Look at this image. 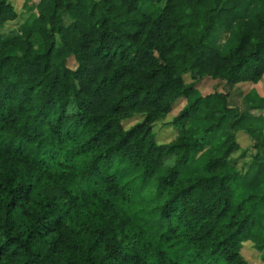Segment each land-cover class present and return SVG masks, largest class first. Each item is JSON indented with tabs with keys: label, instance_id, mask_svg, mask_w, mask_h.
Masks as SVG:
<instances>
[{
	"label": "trees",
	"instance_id": "obj_1",
	"mask_svg": "<svg viewBox=\"0 0 264 264\" xmlns=\"http://www.w3.org/2000/svg\"><path fill=\"white\" fill-rule=\"evenodd\" d=\"M30 6L0 33V264H264V98L196 88L264 76V0Z\"/></svg>",
	"mask_w": 264,
	"mask_h": 264
},
{
	"label": "rangeland",
	"instance_id": "obj_2",
	"mask_svg": "<svg viewBox=\"0 0 264 264\" xmlns=\"http://www.w3.org/2000/svg\"><path fill=\"white\" fill-rule=\"evenodd\" d=\"M10 2L12 3V5H14L15 10L18 12V19L14 22H11L10 24L5 25L1 30L0 33L2 34H7L9 32L12 31H17L19 30V27L23 24L24 20L27 17V12L30 10L32 12H35V10L33 8H30V5L36 4V2H38V0H29V4L28 7H26L25 9H23L22 5H23V0H10ZM30 6V7H29ZM225 40V36L222 35L219 38V44H222ZM189 77L185 76V81L188 83L189 82ZM197 90L200 92V94H207L209 92H212L214 90H220V91H232V87L230 86H219L217 81H212L210 79H207L206 81L201 82L199 85H197ZM229 89V90H228ZM243 89L242 88H237L234 89L233 92L229 95L230 98L228 99V105L232 106V107H236L240 112L244 111L246 109V103L244 101L243 98ZM243 103H245V107L243 108ZM180 109V106H178V108L173 111V113L171 115H169L167 117V119L164 122H160L158 124H156L155 126V134H156V140L159 143H167L169 141H171L174 138V129L167 127V123L171 121V119L177 114L178 110ZM136 121V119L128 122L125 124V127L128 128L130 127L132 124H134ZM239 137H238V142L240 145V151H238L237 153H235L232 158L235 159L237 161V168L241 169L243 168V166H245V164L249 161V157H250V153H252L251 150V143L249 141V139L244 136L243 134L239 133ZM241 152L245 153V157L241 158L240 154ZM196 165L197 162H196ZM243 258L249 263V264H262L259 260L258 254L255 252V250L253 249V247L251 246V244L246 243L242 249L241 252Z\"/></svg>",
	"mask_w": 264,
	"mask_h": 264
},
{
	"label": "crops",
	"instance_id": "obj_3",
	"mask_svg": "<svg viewBox=\"0 0 264 264\" xmlns=\"http://www.w3.org/2000/svg\"><path fill=\"white\" fill-rule=\"evenodd\" d=\"M228 87V86H227ZM237 88H242L244 91H243V98H244V101L245 100H250L251 99V94H255L256 96L258 97H263L264 98V76L260 79L259 82L253 84V83H240V84H236L235 86L232 87V91L230 92L229 91H226L228 93V98H227V102H228V99L230 98L232 92L234 89H237ZM199 92V91H198ZM200 93V92H199ZM211 93V92H209ZM207 93V94H209ZM201 95H206V94H201ZM229 104V103H228ZM245 107V103H243V108ZM240 136V135H239ZM238 136V137H239Z\"/></svg>",
	"mask_w": 264,
	"mask_h": 264
}]
</instances>
